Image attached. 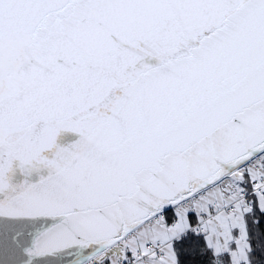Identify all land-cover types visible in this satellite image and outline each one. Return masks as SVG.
Listing matches in <instances>:
<instances>
[{
  "label": "snow or ice",
  "instance_id": "snow-or-ice-1",
  "mask_svg": "<svg viewBox=\"0 0 264 264\" xmlns=\"http://www.w3.org/2000/svg\"><path fill=\"white\" fill-rule=\"evenodd\" d=\"M0 264H264V0H0Z\"/></svg>",
  "mask_w": 264,
  "mask_h": 264
},
{
  "label": "water",
  "instance_id": "water-1",
  "mask_svg": "<svg viewBox=\"0 0 264 264\" xmlns=\"http://www.w3.org/2000/svg\"><path fill=\"white\" fill-rule=\"evenodd\" d=\"M74 139V137L71 134H62L59 138H58V143L61 146H65L68 143H70L72 140ZM44 174V173H41ZM39 177L35 174H33V176L31 177L32 182H35ZM15 180H19L21 179V177L17 176L14 178Z\"/></svg>",
  "mask_w": 264,
  "mask_h": 264
}]
</instances>
